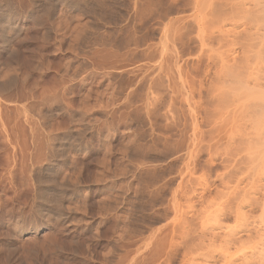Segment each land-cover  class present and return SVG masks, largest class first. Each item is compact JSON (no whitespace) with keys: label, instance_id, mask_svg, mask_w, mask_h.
<instances>
[{"label":"rangeland","instance_id":"obj_1","mask_svg":"<svg viewBox=\"0 0 264 264\" xmlns=\"http://www.w3.org/2000/svg\"><path fill=\"white\" fill-rule=\"evenodd\" d=\"M222 1L0 0V264L234 253L197 249L230 162L214 83L245 26L213 21Z\"/></svg>","mask_w":264,"mask_h":264},{"label":"bare ground","instance_id":"obj_2","mask_svg":"<svg viewBox=\"0 0 264 264\" xmlns=\"http://www.w3.org/2000/svg\"><path fill=\"white\" fill-rule=\"evenodd\" d=\"M222 2L211 5L212 17L215 18L213 21L229 15L231 18L237 13L239 14L236 15L237 18L241 16L242 21L245 20V26L242 27L241 34L239 32V36H236V41L234 37L230 39L226 35L230 41L232 40L231 45L230 42L224 41L228 39L227 37L224 39V34L219 38L214 36L218 40L217 44L219 42L221 44L229 43L231 47L228 46L227 49L233 47L234 50L231 49V51H235L232 45H235V42L239 40L236 47H239L240 50H236V54L228 51L232 54V59L226 52L229 60H226L225 64L221 63L223 65L222 69L220 68L221 76H219L218 83L213 85L216 90L218 89L217 96L220 95L221 101L218 100L219 98L216 99L221 103V107H219L221 115L218 117V119L221 118V123L219 124L220 127L226 126L223 133L228 131L225 133L227 135H223L228 136L225 140V142L227 141L226 147L224 146L225 149L219 151L224 150V157L228 158L227 164L230 162L229 168H225L228 171L227 175L224 171V174L222 173L223 178L228 176L227 179L222 181V187L216 184L215 189L218 188L213 191L215 198L209 201V206L213 203L214 207L208 206V210L212 207L214 211L212 210L211 214L208 213L209 215L205 213L208 215L207 217L203 214L205 219L202 221V227L205 232L200 229L204 235L202 241L200 240L201 243L199 241V245H197L198 248L195 246L201 252L206 253L205 250L208 246L210 249V243L217 242L221 247L222 245H219L221 243L218 241H224L222 243L224 245L229 242V245L236 244L235 248L234 245L232 246V249L235 250L229 249L227 244V250L231 251L228 255L230 256L234 252L229 258L222 253V257L210 256L211 258L201 264H217L219 262H222L221 264H264V0H251L250 2L248 0L240 2L238 0L226 2L225 0L224 2L223 0ZM240 13L242 14L240 15ZM229 17L228 19H230ZM218 32L221 33V31ZM225 43L221 47L228 45ZM212 119L214 118L212 117ZM221 141L223 144V140ZM233 218L238 222L234 225L236 227L233 226L234 223L230 224V220ZM255 253H259V259L251 261L254 260ZM198 256L201 257V255Z\"/></svg>","mask_w":264,"mask_h":264}]
</instances>
